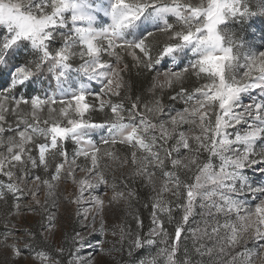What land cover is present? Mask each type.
I'll return each instance as SVG.
<instances>
[{"label": "snow or ice", "instance_id": "1", "mask_svg": "<svg viewBox=\"0 0 264 264\" xmlns=\"http://www.w3.org/2000/svg\"><path fill=\"white\" fill-rule=\"evenodd\" d=\"M0 206V264H264V0H0Z\"/></svg>", "mask_w": 264, "mask_h": 264}, {"label": "rangeland", "instance_id": "2", "mask_svg": "<svg viewBox=\"0 0 264 264\" xmlns=\"http://www.w3.org/2000/svg\"><path fill=\"white\" fill-rule=\"evenodd\" d=\"M0 210H2V206H0ZM98 259H101L100 257H98Z\"/></svg>", "mask_w": 264, "mask_h": 264}, {"label": "trees", "instance_id": "3", "mask_svg": "<svg viewBox=\"0 0 264 264\" xmlns=\"http://www.w3.org/2000/svg\"><path fill=\"white\" fill-rule=\"evenodd\" d=\"M145 215H146V213H145Z\"/></svg>", "mask_w": 264, "mask_h": 264}]
</instances>
